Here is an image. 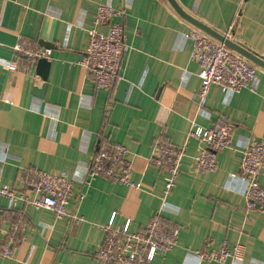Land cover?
Listing matches in <instances>:
<instances>
[{
	"label": "crops",
	"instance_id": "0c3cea01",
	"mask_svg": "<svg viewBox=\"0 0 264 264\" xmlns=\"http://www.w3.org/2000/svg\"><path fill=\"white\" fill-rule=\"evenodd\" d=\"M175 2L217 33L232 27L233 42L264 61V0ZM103 3L120 12L111 22L122 25L128 47L110 92L96 88L81 65ZM193 29L167 0H0V60L16 64V70L0 67V186L34 200L38 194L26 183L31 171L72 181L62 220L0 196V253L8 232L21 223L0 264H99L102 227L113 215L116 226L129 221L131 231H140L161 207L165 172L148 163L156 141L183 148L184 156L160 213L163 225L177 230V243L150 264H197L195 251L223 243L243 247L241 264H264V209L247 210L238 178L244 142L264 140V70L256 67L255 93L225 97L211 87L199 110L198 66L184 38ZM20 41L50 52L43 98L33 91L42 85L36 63L13 49ZM218 120L234 125L232 144L217 154L216 172L193 173L198 143L187 140L191 121L208 128ZM113 144L127 149L136 188L105 178L86 184L93 154ZM257 182L264 190V173Z\"/></svg>",
	"mask_w": 264,
	"mask_h": 264
},
{
	"label": "built area",
	"instance_id": "2783aa9c",
	"mask_svg": "<svg viewBox=\"0 0 264 264\" xmlns=\"http://www.w3.org/2000/svg\"><path fill=\"white\" fill-rule=\"evenodd\" d=\"M120 14L109 3L98 5L94 15V27L88 31V43L81 60L91 76L96 88L110 92L120 79L123 57L127 52L124 42L123 27L113 24L112 19ZM97 27H105L101 33ZM232 27L223 35L231 39ZM192 42L190 59L198 66L197 77L200 80L197 107L202 110L211 87H217L225 97H230L242 90L255 93L257 88L256 66L244 57L232 51L198 29L184 35ZM233 41V40H232ZM14 51L23 56L30 65L40 58L48 59L50 52L18 42ZM0 67L16 70V64L0 60ZM234 125L226 120H218L211 127L202 128L191 121L187 140L198 143V152L193 158V173H214L218 169L217 154L232 144ZM127 149L119 144L98 149L92 156L86 170L85 182L89 184L97 178H105L112 183L136 188L131 182L133 163L128 159ZM184 149L156 141L153 155L148 163L165 172L163 198L159 211L140 231H131L129 221L122 226L114 224V215L102 227L103 243L95 253L99 264H150L156 255L171 251L177 243V230L163 225L161 215L166 206L165 197L175 186L180 173ZM264 173V140L252 138L241 147L238 178L245 186L244 197L247 210L264 209V190L257 179ZM27 185L38 194L34 200L18 195L8 186H0V196L10 203L23 200L36 209L50 211L56 220L67 218L66 206L72 191V181L65 176H56L42 171H31L26 178ZM21 223H16L7 234L3 257H9ZM244 249L237 244L230 248L223 243L219 249L195 251L197 264L202 262L241 264Z\"/></svg>",
	"mask_w": 264,
	"mask_h": 264
},
{
	"label": "water",
	"instance_id": "95a60500",
	"mask_svg": "<svg viewBox=\"0 0 264 264\" xmlns=\"http://www.w3.org/2000/svg\"><path fill=\"white\" fill-rule=\"evenodd\" d=\"M174 11L185 21L190 23L196 29L200 30L201 32L207 34L211 38L215 39L216 41L224 44L226 47L231 49L232 51L236 52L240 56L247 59L251 62L254 66L259 67L264 70V61L259 57L255 56L254 54L250 53L246 49L242 48L241 46L234 43L232 40L227 39L222 34L217 33L216 31L210 29L206 25L200 23L199 21L195 20L191 16L187 15L175 2V0H167ZM50 68V62L47 61L45 58H40L37 60L35 64V75L42 81V85L39 88H34V94L37 97L43 98L46 89L47 77Z\"/></svg>",
	"mask_w": 264,
	"mask_h": 264
}]
</instances>
